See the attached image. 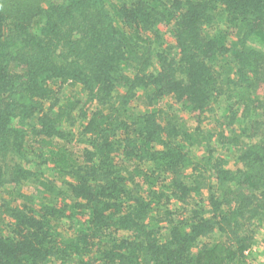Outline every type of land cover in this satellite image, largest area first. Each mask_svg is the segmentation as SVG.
Listing matches in <instances>:
<instances>
[{
    "label": "trees",
    "instance_id": "obj_1",
    "mask_svg": "<svg viewBox=\"0 0 264 264\" xmlns=\"http://www.w3.org/2000/svg\"><path fill=\"white\" fill-rule=\"evenodd\" d=\"M254 38L264 0H0V264H264Z\"/></svg>",
    "mask_w": 264,
    "mask_h": 264
},
{
    "label": "rangeland",
    "instance_id": "obj_2",
    "mask_svg": "<svg viewBox=\"0 0 264 264\" xmlns=\"http://www.w3.org/2000/svg\"><path fill=\"white\" fill-rule=\"evenodd\" d=\"M172 27V23H170V21L164 22L161 25H159V29L162 31V33L165 36V39L170 42V30ZM224 31H226V27L224 26V24L218 23V24H214L211 27H206L205 28V35L207 38H213L214 36L216 38H219L224 45H226L227 47L230 48V43H231V39L232 37H226V39L223 37V35L221 33H223ZM249 45H251L252 47L254 46L256 49L259 50H263L264 51V39H257L254 38V40L252 41V43H250ZM236 99H241L239 96H236ZM221 101H219L213 111V114L211 116H200L197 117L198 114H194L191 113V111L188 108L182 107L178 104H175L169 97H166L163 99L162 104L160 106L161 110L164 112H167L169 114H173L176 119L180 122V124L187 128V129H193L194 127L198 126L200 127V129L204 130L206 133H208L210 131L211 128H213L214 126V121L218 120V121H222L223 116L225 114V109H226V101L225 99H220ZM143 106H139L137 107V111H142ZM227 115V113L225 114ZM198 118V121H196V119ZM226 123L227 121H223L224 126L226 127ZM233 126V125H232ZM229 126L226 127L225 130H230V128H233L236 133H239L240 130L243 127V124L241 123V121H237L234 126ZM211 146V148H214L216 150V154H219L220 152L224 153V150H221L219 147H217V144L215 142V140L213 139L211 141V143L209 144ZM207 153H206V148H196V147H191L189 148L188 151V156L190 157L191 161L193 162H199L202 163L203 160L205 159ZM228 155V154H227ZM228 161H229V168L233 169L234 168V164L232 161L231 156H228ZM49 175H51L52 173L49 172ZM53 178V177H52ZM141 177H137V181L142 184L143 181L140 180ZM154 180H147V182H145V184L147 183V185L154 183ZM156 185H158L157 187H161L162 186V182L159 181V183H157ZM34 187V186H32ZM31 186H27V194H33L32 190H30ZM35 192V191H34ZM52 196H49L48 200H52ZM40 199V198H39ZM177 208V203L175 202H171V209L174 210ZM63 226V224H61ZM260 240V234H258L257 236V241L259 242ZM257 249H255L256 252ZM263 256H258V260L259 261H263Z\"/></svg>",
    "mask_w": 264,
    "mask_h": 264
}]
</instances>
